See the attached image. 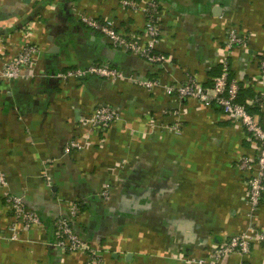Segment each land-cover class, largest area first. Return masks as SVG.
<instances>
[{"label":"crops","instance_id":"crops-1","mask_svg":"<svg viewBox=\"0 0 264 264\" xmlns=\"http://www.w3.org/2000/svg\"><path fill=\"white\" fill-rule=\"evenodd\" d=\"M122 1L0 0V71L25 44L40 48L34 71L0 80V171L10 192L40 218L12 239L15 216L0 188V264H86L87 254L58 245L56 222L72 202L82 206L73 226L103 264L209 259L214 246L264 228V197L251 211L250 175L240 169L241 159L256 155L245 129L215 107L134 83L182 85L194 77L212 88L228 58L243 89L262 91L254 80L264 56V0H151L164 11L157 48L164 64L115 49L80 19L111 21L146 45L145 16ZM231 29L246 45L229 55ZM106 62L126 79L57 77ZM100 107L117 110L120 119L104 132L82 130L83 118ZM176 125L178 132L171 130ZM77 138L83 147L66 154ZM107 186L108 201L100 196ZM223 264H264V244Z\"/></svg>","mask_w":264,"mask_h":264},{"label":"built area","instance_id":"built-area-1","mask_svg":"<svg viewBox=\"0 0 264 264\" xmlns=\"http://www.w3.org/2000/svg\"><path fill=\"white\" fill-rule=\"evenodd\" d=\"M121 5L128 10L139 12L145 16L146 45L142 46L134 37L119 32L111 21H100L85 14H81L80 19L86 27L102 34L115 49L131 53L152 64L167 63V57L157 50L162 38L161 23L164 12L162 5L151 0L146 2L123 0ZM31 33L26 35L29 36ZM245 45V38L237 30L231 29L226 43L229 55L234 49L244 48ZM39 53L40 48L36 45L25 44L16 57L4 64L0 71V80L16 81L21 79L23 73L27 72L28 69L34 71ZM258 63L259 75L255 78L254 84L255 87L262 88V91L257 92L251 103L247 101V105H257L264 113V56L259 57ZM221 67L222 73L214 79L213 87L208 89L199 85L194 77H188L187 82L182 85L163 86L160 81L140 79L135 80L134 83L137 87L147 90L164 87L166 94L169 96L174 95L181 99H192L201 105L215 107L245 129L250 136L247 139L256 151V155L254 159L249 157L241 159L240 169L250 175L247 201L252 208L251 211H257L264 197V120L261 116L249 112L246 104L239 102L242 87L235 78H232L231 64L228 58L221 60ZM88 76H95L113 82L126 79L123 71L107 62L94 63L87 69H72L57 73V77L63 81L83 80ZM119 119L120 113L117 110L100 107L91 116L83 118L81 127L82 130L87 132H94V130L104 132ZM171 130L178 132L180 125L172 127ZM81 147H83V144L77 138L67 145L65 153L70 155L73 151L80 150ZM0 188L5 191L3 198L15 216V221L9 230L11 238L15 240L21 232L39 224L40 218L27 208L24 197L10 192L7 177L2 171H0ZM100 196L108 201L110 199V187H105ZM81 213V204L72 202L69 204L68 214L57 220L58 245L65 253L87 254L88 261L86 264H103V257L100 252L93 247H89L73 226V221L78 219ZM255 242L264 244V228L255 229L248 234L233 236L224 243L214 246L209 259H185L183 264H223L224 259L233 255L245 256L250 254Z\"/></svg>","mask_w":264,"mask_h":264},{"label":"trees","instance_id":"trees-1","mask_svg":"<svg viewBox=\"0 0 264 264\" xmlns=\"http://www.w3.org/2000/svg\"><path fill=\"white\" fill-rule=\"evenodd\" d=\"M222 73V70H220L218 76ZM232 78H234V76L232 75ZM257 93L253 92V91H248L242 88L240 95H239V102L242 104H246L247 105V100H253L255 99ZM248 110L249 112H251L252 114H257L258 116H261L264 120V113H262L261 109L257 106H248Z\"/></svg>","mask_w":264,"mask_h":264},{"label":"water","instance_id":"water-1","mask_svg":"<svg viewBox=\"0 0 264 264\" xmlns=\"http://www.w3.org/2000/svg\"><path fill=\"white\" fill-rule=\"evenodd\" d=\"M214 13L217 15L218 13H222V8L220 7H217L215 10H214ZM53 41V40H52ZM55 43V49H53L54 51L56 50H59L60 49V42L59 41H54Z\"/></svg>","mask_w":264,"mask_h":264}]
</instances>
